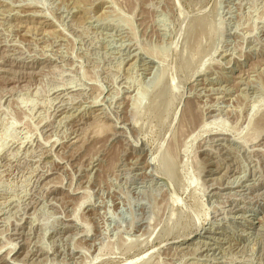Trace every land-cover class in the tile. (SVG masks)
<instances>
[{
    "label": "rangeland",
    "instance_id": "1",
    "mask_svg": "<svg viewBox=\"0 0 264 264\" xmlns=\"http://www.w3.org/2000/svg\"><path fill=\"white\" fill-rule=\"evenodd\" d=\"M4 264H264V0H0Z\"/></svg>",
    "mask_w": 264,
    "mask_h": 264
},
{
    "label": "bare ground",
    "instance_id": "2",
    "mask_svg": "<svg viewBox=\"0 0 264 264\" xmlns=\"http://www.w3.org/2000/svg\"><path fill=\"white\" fill-rule=\"evenodd\" d=\"M8 260H7V257H1L0 258V264H4L6 263Z\"/></svg>",
    "mask_w": 264,
    "mask_h": 264
}]
</instances>
